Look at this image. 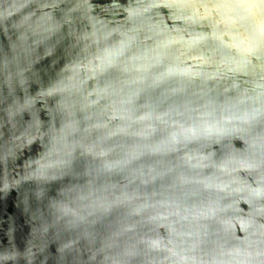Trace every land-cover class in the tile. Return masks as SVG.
Segmentation results:
<instances>
[{
	"label": "water",
	"instance_id": "95a60500",
	"mask_svg": "<svg viewBox=\"0 0 264 264\" xmlns=\"http://www.w3.org/2000/svg\"><path fill=\"white\" fill-rule=\"evenodd\" d=\"M0 264H264V0H0Z\"/></svg>",
	"mask_w": 264,
	"mask_h": 264
}]
</instances>
